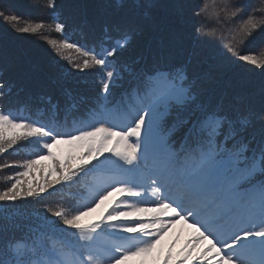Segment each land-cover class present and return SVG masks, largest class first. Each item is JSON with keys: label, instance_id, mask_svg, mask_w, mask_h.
Returning <instances> with one entry per match:
<instances>
[{"label": "snow or ice", "instance_id": "obj_1", "mask_svg": "<svg viewBox=\"0 0 264 264\" xmlns=\"http://www.w3.org/2000/svg\"><path fill=\"white\" fill-rule=\"evenodd\" d=\"M47 6L55 9L56 0ZM69 7L67 18L54 14L48 25L63 36L50 44L57 54H82L75 71L102 72L97 97L0 49V154L22 141L29 150L0 163L18 169L0 190V264H148L182 222L193 236L176 264H264V82L257 95L254 86L225 80L232 57L264 68V56L238 51L250 38L264 40V15L224 0L225 20L247 17L225 44L209 39L217 29L187 0ZM76 15L92 47L69 35ZM0 19L21 34L45 27L19 26L22 17L8 4ZM145 33L151 39L136 54ZM38 81L48 91L26 89ZM225 84L238 90L222 91ZM33 108L35 115L18 114ZM81 188L87 195L78 206L27 211L53 192ZM172 261L169 248L164 264Z\"/></svg>", "mask_w": 264, "mask_h": 264}, {"label": "trees", "instance_id": "obj_2", "mask_svg": "<svg viewBox=\"0 0 264 264\" xmlns=\"http://www.w3.org/2000/svg\"><path fill=\"white\" fill-rule=\"evenodd\" d=\"M49 0H0V7L4 4L12 5L15 7L17 14L22 17L19 22V26H25L26 24L44 22L45 27L41 29L37 34H21L14 31L13 28L5 21L0 19V49L5 50L12 54L20 55L21 57L30 61L32 65H35L45 73H51L53 70L62 73L65 76L66 81L75 86L76 91L82 95H86L89 98L97 97L100 93V80L102 72L98 68L86 69L82 72L75 71L73 65L76 63H82L84 57L81 53L75 49H65L61 53L57 54L50 44V41L63 39L61 33L54 30V25L49 28L48 25L52 23L54 14H59L63 18H67L70 12V4L74 2H83L89 5L98 4L101 0H56L57 7L55 9L49 8ZM188 4L195 7L200 6L205 9L203 18L208 20L210 27H215L218 32L217 37H209L218 43H227L233 36L237 35L239 30L243 27V24L247 17L241 18L237 16L225 20V13L222 11L224 7V0H187ZM236 3L240 0H231ZM252 11L249 15H255L258 18L264 13H261L259 9L264 8V0H243ZM95 11L94 8H89V15ZM219 14V22H217L216 14ZM79 16H73L72 27L68 29V33L71 36L73 42L87 43V46L92 47L93 41H85L84 33L79 27ZM177 31L180 32V22H177ZM258 36V34H256ZM181 38L183 34L181 33ZM151 39L150 33H145L139 38L138 46L135 50L136 54L145 52V45L148 40ZM153 41V46H155ZM241 55L254 54L257 57L264 56V40L251 38L241 45L238 49ZM229 55H231L229 53ZM225 80L233 86L245 85L254 86L256 94L258 95L259 85L264 82V68H261L250 63H245L236 60L232 57L229 63V72L225 76ZM229 84H225L222 87V91L235 92L237 87H230ZM26 89L31 90L34 94H39L44 91H48L47 81H38L36 84L26 83ZM23 98H21L12 107L22 108ZM7 107V105H6ZM18 114L28 116L35 115L36 109L33 108L31 112L21 111ZM46 113L42 118L46 117ZM25 142L14 146V149H9L7 153L0 154V163L5 160L20 161L28 156V149L23 147ZM60 150H66L67 145H60ZM15 168L0 169V190H3L11 181L9 177L17 171ZM87 195V191L84 188L80 189L78 195L75 189H65L62 192H53V195L47 197L46 201L42 203H36L35 201L27 205V211L32 213L35 211H42L44 204L47 203L50 206L56 207L57 204L63 205L66 209L78 206V201L82 202L81 197ZM93 215V214H92ZM98 214H96L97 216ZM95 216V218H96ZM94 218V219H95ZM86 220H91L89 217ZM92 219V220H94ZM164 252L167 254L168 250L164 247ZM159 252L155 258H149L148 264H164V256ZM136 264V262H134Z\"/></svg>", "mask_w": 264, "mask_h": 264}, {"label": "rangeland", "instance_id": "obj_3", "mask_svg": "<svg viewBox=\"0 0 264 264\" xmlns=\"http://www.w3.org/2000/svg\"><path fill=\"white\" fill-rule=\"evenodd\" d=\"M98 213V212H97ZM96 216V213H93V215L89 216V218L92 220L94 219ZM181 224H185V223H181ZM181 224H178L174 229H171L167 236L166 237H169L171 238L172 240L176 239L175 237V234H179L178 236V241H180V243H184L185 246L187 245V243L191 240L192 236H193V230L192 229H188V232L191 233L192 235L190 237H188L189 235H186L185 233V225L182 226ZM187 225V224H186ZM190 238V239H189ZM166 243H168L167 241L166 242H163L162 245H161V249L164 250V247L166 245ZM161 253V252H160ZM162 255V254H161ZM173 263H176L175 260L172 261Z\"/></svg>", "mask_w": 264, "mask_h": 264}]
</instances>
